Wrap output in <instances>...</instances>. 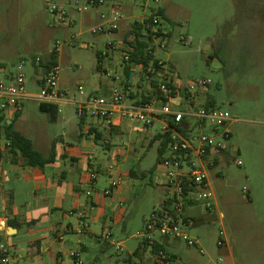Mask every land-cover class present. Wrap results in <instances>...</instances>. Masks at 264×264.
<instances>
[{
  "label": "rangeland",
  "instance_id": "374dc122",
  "mask_svg": "<svg viewBox=\"0 0 264 264\" xmlns=\"http://www.w3.org/2000/svg\"><path fill=\"white\" fill-rule=\"evenodd\" d=\"M57 2L65 7L69 23L53 21L48 0H0V66L5 73L17 74L23 63L27 93L39 94L38 79L59 41V86L69 97L83 99L79 86L88 93L92 83L106 81L96 71L97 51L104 50L115 36L90 31L100 22L104 7L79 10L85 7L80 0ZM141 3L124 0L123 10L138 15ZM161 4L176 25L173 41L162 56L176 70L175 84L189 86L197 80H209L208 93L235 119L229 126L228 154L210 173L216 208L209 222L189 230L205 253L189 249L184 242H175L172 252L190 264H264V0H162ZM180 34L187 40L179 42ZM36 58L43 60L42 68L35 64ZM62 111L61 116H74L77 121L74 105H66ZM49 118L37 101H25L22 125L27 135L39 130L54 137L68 129L61 117L57 123ZM160 128L156 122L148 137ZM137 138L142 135H135ZM157 149L155 144L149 150L143 169L155 165ZM131 184L135 186L132 195L124 196L126 229L122 224L116 229L115 243H124L123 252L116 246L101 250L102 246L95 244V251L83 254L84 264H124L128 251L138 246L144 222L165 198L166 187L160 172L153 178L147 173L146 178ZM96 231L101 233L98 228ZM222 238L226 240L224 247L219 244Z\"/></svg>",
  "mask_w": 264,
  "mask_h": 264
},
{
  "label": "built area",
  "instance_id": "2783aa9c",
  "mask_svg": "<svg viewBox=\"0 0 264 264\" xmlns=\"http://www.w3.org/2000/svg\"><path fill=\"white\" fill-rule=\"evenodd\" d=\"M81 1L85 7L79 10L106 8L100 14V22L90 30L92 34L111 33L118 30L122 23L130 24V20L134 19L131 21L133 29L128 39L111 44L110 51L101 55L100 70L113 82L110 94L90 95L83 86H79V94L84 98L69 97V92L59 86L62 69L58 62L46 68L41 79V92L29 94L26 91V74L22 71L23 63L19 65L20 71L17 74L5 73V68L0 66V150L11 149V141L5 135L7 119L19 115L25 101L29 100L46 105L76 104V113L80 119L99 121L109 129L126 123L140 125L148 130L155 122L163 121L161 134H170V143L157 171L161 173L166 195L161 205L145 220L144 228L138 235L139 248L149 254L152 264H188L171 253L164 240L184 242L187 247L199 248L201 254L205 253L198 240L190 235L193 220L188 210L193 207L208 214L214 212L216 204L210 173L220 165L229 151V126L235 119L230 111L218 105L206 107V96L211 84L209 80H197L189 86L175 84L174 68L159 57L172 43L176 27L162 12V0H141L138 16L127 14L119 0ZM47 7L55 23L70 22L65 7L57 0H48ZM178 40L182 42L187 38L180 34ZM140 44L144 48L143 55L137 57L134 54H137ZM60 47L57 41L53 51L58 53ZM135 58L139 61L138 66L144 69L146 79L156 83L157 99L154 101L129 100L131 85L126 83L118 69L130 64ZM107 60L109 65L106 64ZM35 62L41 67L43 60L36 58ZM181 125L184 127L179 129ZM238 164L242 162L239 160ZM108 169L112 172L115 165L111 164ZM90 178L92 183L95 182L97 174L91 173ZM122 184V178L113 180L104 194L110 196ZM86 228L87 225L82 224L81 233ZM99 238L109 240L111 233L104 232ZM155 246L161 248L154 253ZM116 249L123 252L124 248L117 244ZM71 256L78 260L80 258V254L74 251ZM9 263L7 248L0 245V264Z\"/></svg>",
  "mask_w": 264,
  "mask_h": 264
},
{
  "label": "crops",
  "instance_id": "0c3cea01",
  "mask_svg": "<svg viewBox=\"0 0 264 264\" xmlns=\"http://www.w3.org/2000/svg\"><path fill=\"white\" fill-rule=\"evenodd\" d=\"M118 2L121 8H126L124 0ZM127 9L132 11L133 7L128 6ZM163 10L166 14L165 9ZM133 20H130V24L122 23L118 30L105 34L115 38L108 40L104 50L97 51L100 60L102 53L110 51L111 44L128 39L133 29ZM53 53H50L46 64L51 62ZM165 53L159 54V57L170 63L162 57ZM59 59L57 53L56 62L59 63ZM100 60H97L96 71L103 74L98 68ZM129 67L131 75L134 74L133 78L130 76V102L156 100L155 86L151 80L146 79L144 69L138 64L123 66L120 69L123 78L127 79L125 70ZM172 67L174 68L173 65ZM43 76L44 72L38 79L40 86L43 84ZM105 80L92 83L88 94L109 95L113 82L106 77ZM69 104L74 105L76 110L77 106L73 103H61L52 107L45 104L43 109L39 103L41 111L50 114V122L57 123L61 117L69 124L68 129L54 137L39 130L33 136L27 135L22 125L24 109L19 115L9 117L6 121L7 139L6 127L12 125L13 130L30 139L35 149L49 160L42 167L35 166L28 164L17 149L0 150V245L7 248L9 264H84L83 254L95 251V244L102 246L101 250L117 244L124 248L123 242L115 243L117 227L122 224L123 230L126 229L124 196L128 193L132 195L135 188L132 181L143 180L147 173L153 178L158 172L157 160L150 169H143L141 165L155 144L160 147L161 140L155 141V138L164 127L163 121H157L161 124L160 130L148 137L150 129L140 125L123 123L121 127L109 129L99 121L82 120L79 117L75 121L74 116H61L62 108ZM210 104L217 106L214 97ZM135 135H142V138L134 139ZM123 138H127V142ZM111 164L115 165L112 172L108 169ZM91 173L97 174V180L93 183ZM118 178L123 179V184L110 196H106L104 190ZM89 191L92 194L88 195ZM163 200L155 206H160ZM188 214L193 220V226L211 220V213H203L197 208H190ZM82 224L87 225L83 233ZM104 232L111 233L109 240L99 238ZM196 239L201 247L199 239ZM164 242L169 251L178 256L172 252L176 241ZM219 244L224 247L225 238ZM73 251L80 254L79 260L71 256ZM122 262L152 264L153 260L138 244L132 251H128Z\"/></svg>",
  "mask_w": 264,
  "mask_h": 264
},
{
  "label": "trees",
  "instance_id": "16d2710c",
  "mask_svg": "<svg viewBox=\"0 0 264 264\" xmlns=\"http://www.w3.org/2000/svg\"><path fill=\"white\" fill-rule=\"evenodd\" d=\"M162 12L164 13V10H162ZM143 50H144V48H143L142 44H140L138 46L137 54H134V55H136L137 57L143 55ZM56 59H57V52H54L52 54V57H51V62H49V64H46L44 66L46 68H48L50 64L56 63ZM97 60L98 61L100 60L99 55H97ZM131 63L132 64H138L139 61L135 58L131 61ZM98 68H100L99 63H98ZM125 75L127 78L125 80L126 83L131 85V83H130V76H131L130 67L127 68V70H125ZM151 81H152V84L156 87L155 81L154 80H151ZM171 87H172V85H171ZM206 97H207V106L206 107H209V106H211V104L209 105V103L212 101V96L207 94ZM147 102H150V101H147ZM44 105L45 104H41V109L44 108ZM47 106L52 107V105H47ZM183 127L184 126L181 125L179 127V129H182ZM6 128L8 131L7 136L9 138V140L11 141V149L12 150H14V149L19 150L20 154L22 155V157L25 159V161L28 164L42 167L45 163L49 162L48 159H45L42 156V154L35 149L32 141L30 139L26 138L21 133L13 130L12 125H8ZM98 137H99V135L97 136V138ZM157 140H161L160 147L158 148V158H157V164H159L164 159L165 153L167 151V147L170 143V134H161L160 133V135H157L155 138V141H157ZM226 154H228V152H226ZM218 165H219V162L217 161L216 166H218ZM160 248H161V246H155L154 253L157 252Z\"/></svg>",
  "mask_w": 264,
  "mask_h": 264
},
{
  "label": "water",
  "instance_id": "95a60500",
  "mask_svg": "<svg viewBox=\"0 0 264 264\" xmlns=\"http://www.w3.org/2000/svg\"><path fill=\"white\" fill-rule=\"evenodd\" d=\"M134 74L132 73L131 77L133 78ZM14 230V229H13Z\"/></svg>",
  "mask_w": 264,
  "mask_h": 264
}]
</instances>
